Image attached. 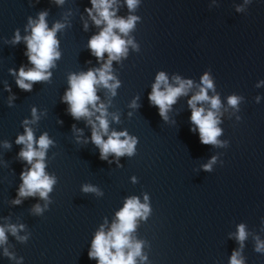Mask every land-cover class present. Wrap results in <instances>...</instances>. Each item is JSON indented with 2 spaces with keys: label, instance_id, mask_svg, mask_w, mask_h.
Instances as JSON below:
<instances>
[{
  "label": "water",
  "instance_id": "water-1",
  "mask_svg": "<svg viewBox=\"0 0 264 264\" xmlns=\"http://www.w3.org/2000/svg\"><path fill=\"white\" fill-rule=\"evenodd\" d=\"M108 5L111 19H135L127 33L113 28L125 51L111 60L110 87L94 85L91 115L76 118L65 100L71 77L92 70L99 80L96 70L110 58L105 52L98 59L89 47L107 27L100 10L92 0H0V264H100L89 256L93 241L119 224L117 213L133 198L149 209L126 233L132 247L123 249L125 257L140 245L134 264H231L233 254L241 264H264V0ZM41 14L59 56L45 70L47 79L25 80L31 89L24 90L16 81L21 67L35 70L28 38ZM160 73L167 79L162 92L191 81L163 116L149 100ZM201 88L209 99L195 107L214 113L215 144L201 143L191 120L189 101ZM93 125L105 142L125 133L119 139L135 141L132 154L102 158ZM26 130L54 181L45 197L20 195L21 174L37 162L20 155L27 144L17 140ZM44 135L51 143L40 149Z\"/></svg>",
  "mask_w": 264,
  "mask_h": 264
},
{
  "label": "clouds",
  "instance_id": "clouds-1",
  "mask_svg": "<svg viewBox=\"0 0 264 264\" xmlns=\"http://www.w3.org/2000/svg\"><path fill=\"white\" fill-rule=\"evenodd\" d=\"M129 7L135 5L136 0H127ZM93 6L97 7L99 15L107 21V27L101 31L98 36H93L89 42V47L93 54L99 59L103 57L105 52L109 53V61L103 66V69H97L99 72V80H97L96 75L92 70H89L86 74H81L79 77H71V91H69L65 100L71 105L70 112L72 116L79 118L81 116L91 115L89 113L87 105L92 104L95 107V101L98 97L95 94L94 85L98 83L104 84L105 87H110L108 81L112 79L111 76L106 75L108 68L110 67L111 60L117 58L119 55L123 54L125 51V41L119 36L113 33V28H119L122 33H127V31L133 26V20L135 18H130L127 22L123 19L113 20L111 19V13L108 11V0H100L99 5H97L96 0H92ZM89 14L90 10H89ZM95 19V17H93ZM97 25L101 23L100 20L95 21ZM57 28L60 25L56 26ZM19 39V37H17ZM57 41L54 39V31H49L46 28L44 22V15L41 14L40 22L33 28L32 36L28 38V49L30 52L29 59L35 65V70L24 71L21 67L19 71L20 79L16 82L21 89L30 90L31 85L26 84L24 81H40L47 79L45 75V70H47L54 58L59 56V53L55 52V46ZM164 83L167 85V79L163 73L157 76V82L153 85L152 93L149 95V100L155 105L159 106L160 115L163 116L167 106L175 102L176 97L181 94L186 86H191V81L181 82L180 86L177 88L168 87L166 92L159 90L160 84ZM203 83L207 88L212 87V83L208 76L205 75L203 78ZM208 96L205 88H201L200 93L189 101L192 106L193 111L191 115V120L199 127L200 139L203 144H215L217 143V136L220 135V129L216 127L218 121L216 120L214 113L209 111L207 115H203L204 109H197L195 107L196 101L208 100ZM229 104L235 106L237 104L236 97L229 98ZM212 108L219 107L218 98H213L211 100ZM103 105L97 111H102ZM100 121V129L107 132V121L98 117ZM92 140L95 144L101 146L102 148V158L108 153L113 152L117 156L123 155L124 153L132 154L135 141L129 143L128 140L121 141L119 137L121 135H126L125 133H115L109 137L107 142L103 141L101 135L95 130V125H93ZM26 136H20L17 143H26L27 150L22 151L20 155L27 160L29 163L33 161V158H37V162L34 164L33 168L24 175L23 173V186L20 189V195L26 196L34 192L39 191L42 197L47 195L48 191H51V186L54 183L52 179H49L44 173V151H36L33 149V134L31 130H26ZM40 149H46L51 143L46 135L41 136L39 139ZM208 166H206L207 168ZM90 189H85L88 191ZM147 199V197H146ZM19 203V201H17ZM141 209L146 213L148 208L146 205H141L139 202L133 198L127 201L125 207L122 211L117 213L119 218V224H114L112 231L107 235L103 231L97 233L92 248L93 251L89 253L90 257H98L100 264H134V256L139 255L140 245L136 244L134 251L130 252L127 257L123 252V249L127 247H132L129 242V238L126 233L131 232L134 229V220L136 217L141 216ZM39 210V209H37ZM15 232V228L12 229ZM239 240L243 241L245 239L244 228L241 225L239 229ZM4 229L0 228V241L4 240ZM116 249L115 254H113L110 249ZM231 264H241V261L236 258L233 254L231 259Z\"/></svg>",
  "mask_w": 264,
  "mask_h": 264
}]
</instances>
